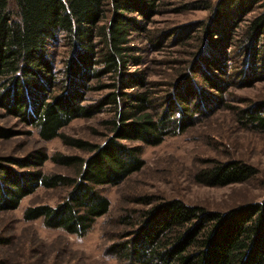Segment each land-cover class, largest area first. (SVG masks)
I'll return each instance as SVG.
<instances>
[{"label": "trees", "instance_id": "obj_1", "mask_svg": "<svg viewBox=\"0 0 264 264\" xmlns=\"http://www.w3.org/2000/svg\"><path fill=\"white\" fill-rule=\"evenodd\" d=\"M159 2L0 0V108L34 126L42 140L59 138L88 153L48 155L37 148L22 157L1 156L0 210L18 208L40 186L66 187V195L55 205H31L22 216L84 236L109 210V199L97 187L117 185L144 165L142 147L125 140L156 146L212 114L207 103L214 100L196 98L193 74L219 90L221 77L194 70L177 82L180 90L172 85L163 95L152 96L143 75L129 71L141 59L130 45V35L146 31L145 23ZM195 8L209 11L199 25L209 40L235 47V56L247 61L240 73L258 78L264 67V0H199ZM60 44L67 52L57 69L52 48ZM209 54L201 57L202 65L227 75L219 57ZM104 77L108 81L102 82ZM100 90L104 93L97 99L84 103L89 92ZM104 110L113 115L108 121L111 134L102 143L61 132L72 120ZM237 114L243 126L264 132V102ZM15 134L0 127V138ZM47 160L73 167L75 175L44 173ZM255 170L238 159L215 161L197 170L194 179L225 186L244 182ZM139 200L151 204L150 199ZM118 222L132 224L129 214L119 216ZM117 237L108 253L119 264H264V199L225 211L179 199L159 201L140 211L131 231Z\"/></svg>", "mask_w": 264, "mask_h": 264}, {"label": "rangeland", "instance_id": "obj_2", "mask_svg": "<svg viewBox=\"0 0 264 264\" xmlns=\"http://www.w3.org/2000/svg\"><path fill=\"white\" fill-rule=\"evenodd\" d=\"M198 1L160 0L156 13L145 23L146 31L130 35V45L136 47V55L141 59L138 64H131L129 71L143 75L145 88L149 87L152 96L163 95L172 85L177 91L176 84L183 80L182 75L190 76L194 70L221 77L219 90L204 84L200 74H193L196 98L202 96L203 102V98L205 102L209 97L214 100L207 103L212 114L181 134L165 137L156 146L125 140L128 145L142 147L144 165L117 185L97 187L109 199V210L95 220L84 236L47 228L40 218L26 221L22 216L28 206L55 205L66 195V187L40 186L25 196L18 208L0 210V264H119L108 253L109 246L118 240L119 234L130 232L138 222L140 211L151 204L179 199L207 210L225 211L264 199V132L243 126L237 114L240 109L264 102V67L260 68L258 78L249 77V72L244 78L240 72L247 61L235 56L236 48L213 43L199 27L209 11L195 8ZM66 52L62 44L52 48L57 69L62 68ZM208 54L213 59L219 57V65L227 75L202 65L205 63H201V57ZM106 81L104 77L102 82ZM102 93L104 90L89 92L84 103L92 102ZM112 115L104 110L89 118H76L61 132L100 144L111 134L108 121ZM0 127L16 133L0 138V157H22L37 148L44 149L48 155H88L84 150L64 145L59 138L42 140L34 126L3 108H0ZM231 159L251 164L255 174L244 182L225 186H207L195 181L194 173L201 167ZM42 170L46 174L75 175L73 167L51 160L45 161ZM141 198L150 199L151 204L141 203ZM125 214L130 215L131 225L118 222L119 216Z\"/></svg>", "mask_w": 264, "mask_h": 264}]
</instances>
